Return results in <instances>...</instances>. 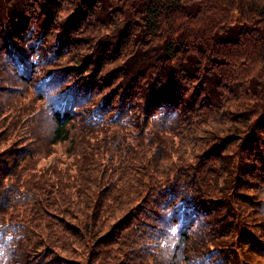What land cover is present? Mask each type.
Segmentation results:
<instances>
[{"label":"trees","instance_id":"16d2710c","mask_svg":"<svg viewBox=\"0 0 264 264\" xmlns=\"http://www.w3.org/2000/svg\"><path fill=\"white\" fill-rule=\"evenodd\" d=\"M149 263L264 264V0H0V264Z\"/></svg>","mask_w":264,"mask_h":264},{"label":"rangeland","instance_id":"374dc122","mask_svg":"<svg viewBox=\"0 0 264 264\" xmlns=\"http://www.w3.org/2000/svg\"><path fill=\"white\" fill-rule=\"evenodd\" d=\"M49 161H52V158L51 157H49L48 159H47V162H46V164H48L49 163ZM150 264V263H149Z\"/></svg>","mask_w":264,"mask_h":264}]
</instances>
